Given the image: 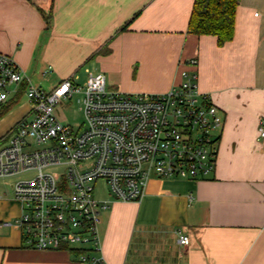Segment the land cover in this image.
<instances>
[{"label": "crops", "instance_id": "crops-1", "mask_svg": "<svg viewBox=\"0 0 264 264\" xmlns=\"http://www.w3.org/2000/svg\"><path fill=\"white\" fill-rule=\"evenodd\" d=\"M194 4L0 0V52L32 82L76 75L83 83L89 71L104 74L112 90L162 94L180 85L182 73L194 69L187 62L197 59L199 90L223 115L210 178L153 174L140 202L111 193L100 199L110 202L98 225L106 264H264V0H240L234 37L224 44L190 32ZM11 89L0 105V142L32 116L28 99L17 105L24 87ZM21 214L12 186L0 191V264H83L80 247L25 248L20 228L1 226Z\"/></svg>", "mask_w": 264, "mask_h": 264}, {"label": "built area", "instance_id": "built-area-1", "mask_svg": "<svg viewBox=\"0 0 264 264\" xmlns=\"http://www.w3.org/2000/svg\"><path fill=\"white\" fill-rule=\"evenodd\" d=\"M187 63L194 69L185 70L182 83L162 94L112 90L104 74L89 71L83 83L73 75L46 91L0 52V105L13 86H23L32 115L1 140L0 179L33 173L13 183L22 214L1 226L20 228L25 248L80 247L83 264H106L98 225L110 202L96 197L99 181L107 183L116 200L140 202L153 174L210 178L217 168L224 118L199 90L198 60ZM76 95L85 116L79 131L56 113ZM259 136L264 138V120ZM179 233V243L188 245L189 237Z\"/></svg>", "mask_w": 264, "mask_h": 264}, {"label": "trees", "instance_id": "trees-1", "mask_svg": "<svg viewBox=\"0 0 264 264\" xmlns=\"http://www.w3.org/2000/svg\"><path fill=\"white\" fill-rule=\"evenodd\" d=\"M239 4L240 0H195L190 32L198 36H216L220 44L231 41Z\"/></svg>", "mask_w": 264, "mask_h": 264}, {"label": "rangeland", "instance_id": "rangeland-1", "mask_svg": "<svg viewBox=\"0 0 264 264\" xmlns=\"http://www.w3.org/2000/svg\"><path fill=\"white\" fill-rule=\"evenodd\" d=\"M33 84L42 87L46 91H50L51 89H53L54 86L59 85L58 83L55 84L54 82L49 80V78H47L46 80L42 82H35L34 80ZM80 98L81 96L76 95L71 101L66 102L63 108L59 107L56 110L57 116L61 120V122L66 125H70L75 131H79L83 129V127L85 126V116H84V112L82 109V103L78 102ZM26 100L27 98L24 97L17 105L18 106L23 105V103L26 102ZM32 176H33V173L28 172V173H23L22 175L18 177L6 178L2 182L0 181V191L2 190L10 191L11 186L18 178L26 179ZM95 195L98 199H104L110 195L109 186L107 185L105 181H99L97 183Z\"/></svg>", "mask_w": 264, "mask_h": 264}]
</instances>
